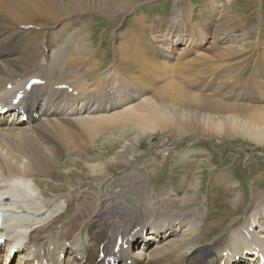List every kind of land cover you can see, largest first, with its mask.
Segmentation results:
<instances>
[{"label": "bare ground", "instance_id": "bare-ground-1", "mask_svg": "<svg viewBox=\"0 0 264 264\" xmlns=\"http://www.w3.org/2000/svg\"><path fill=\"white\" fill-rule=\"evenodd\" d=\"M140 3L0 0V107L10 109V116H0V210L11 216L0 231L4 263L10 261L12 251L17 252L16 264H260L264 258V194L255 191L253 180L250 205L242 214L236 211L246 197L228 170L213 173L211 188L230 192L223 197L230 210L213 223L208 220L209 206L205 211L196 207L200 199L209 197L199 191L200 178L212 167L208 153L180 152L181 162L205 160L197 165V172L183 162L176 183L164 184L160 191L152 183L154 175L147 172V160H133L136 152L131 143L105 161L102 154H90L99 139L116 137L117 128L124 135L130 130L132 142L139 143L184 119L219 139L239 134L264 145V105H250L261 101L252 88L238 94L243 103H224L214 97L224 98L239 87L232 91L223 87L216 94L206 70L188 76L195 82L190 86L170 76L158 94L151 95V78L133 68L129 59L163 68L172 61H185L211 38L181 33L167 43L184 26L178 20L161 34V29L137 32L143 18L136 17L130 31L116 34L122 37L124 51L114 47L110 65L98 71L105 51L92 47L90 30L83 22L91 14L113 19ZM215 12L214 7L202 12L207 29ZM225 27L218 25V32ZM134 40L138 51L129 56L130 48L135 50ZM179 44L187 46L177 54L174 47ZM221 48L212 45L208 48L212 55L197 54L192 63L227 60L239 52H215ZM236 108L241 114L251 112L253 116L246 119L255 121L254 126L231 120L234 117L227 112ZM73 153L80 163L71 157ZM62 157L69 159L67 182L55 186L50 182ZM117 165L126 168L112 174L110 169ZM88 178L93 184L86 182ZM16 217L31 223H18ZM254 253L260 256L254 258Z\"/></svg>", "mask_w": 264, "mask_h": 264}, {"label": "rangeland", "instance_id": "rangeland-1", "mask_svg": "<svg viewBox=\"0 0 264 264\" xmlns=\"http://www.w3.org/2000/svg\"><path fill=\"white\" fill-rule=\"evenodd\" d=\"M136 1L142 3L131 9V11L119 13L113 19H107L95 14H91L89 15L90 20L83 22V25L86 26L88 30H90L91 37L89 40L92 43V47H97L101 52L102 50L105 51V56L101 60L102 65L98 69V71L101 69L99 72H102L110 65L111 60L113 59L114 47L118 46L117 49L119 51H124L122 37L118 38L116 37V34L117 32L119 33L121 31H130V29L133 28V20L136 17L143 18V26H141L142 29H137V32H141V30L144 32L146 30L157 31L161 29V34L165 33L166 27L169 23H173L174 20H178L177 23L183 24L184 26L183 28L177 29L174 33V36L167 39V43L172 39L174 40V38H176V34L181 33L190 35L192 32V37L194 38H196L197 34H201L202 36L207 35L211 38L209 41H206L196 52L188 55L189 57H187L185 61H182L181 63H174L172 61L163 68L157 67L153 64H147L142 61H132L129 59L128 61H130V64L133 66V68H137L139 71H146L148 76L151 78L152 96L158 94V91H160V88L165 85L168 79H170V76L174 78L179 77L178 81L183 80L184 83L187 82V86H190L195 83H191L190 79L196 75V72L199 75V73L205 74L208 71L207 73L210 75L208 78L212 79L210 83L211 87H213L214 90L216 89V94H218L223 87L226 88L227 91H232L235 86L239 87L238 90L233 94H226V96H222L224 98L216 96L214 99L228 104L241 103L242 101L239 99L238 94L243 93L244 89L249 87L258 92L259 94L257 95H259V98H261V101L255 104L250 103V105H259V103L264 105V0ZM210 7L216 8V12L214 14L215 20L212 21L207 29L206 22H204V19L202 18V12ZM176 12L178 15L176 19H173V17L176 15ZM218 25H223L227 28L225 27L218 32ZM187 30H189V33ZM176 39H179V37ZM214 44L220 45L222 47L221 49H217V51H215L222 55L230 54V51L233 49H239V52L227 60L210 58L209 60L207 59L202 61V65L200 62L194 64L192 63L194 59L198 57L196 56L197 54L203 55L204 53L205 55H212L210 54V51H208V48ZM186 46L187 45L179 44L178 46L174 47V49L178 54L180 51L185 49ZM134 48L135 50L133 52L132 47L130 48V52H127L129 56L130 54L138 51L135 40ZM189 59L192 61L188 62ZM209 72H212L213 74H210ZM181 73H183L184 78L181 77ZM188 76L191 77L188 78ZM233 77L236 79H233ZM186 89L189 92H198L193 87H186ZM225 92L226 90H223L221 93L223 94ZM134 103L136 102H133L132 104ZM227 113L234 117L231 118L233 121H237L248 126L250 124V126H254L255 121L249 123L246 119L247 116H253L249 111H245V113L241 114V112L236 108L231 109ZM188 121L189 120L185 119L182 121H177L178 126L173 125L165 130H160L151 136L145 137L139 143L132 142L133 140L131 137L134 135V133L130 132V130H127L124 135V130L117 128L115 134L116 137L114 136L107 138L106 140L99 139L96 145L93 146L94 150L91 151L90 154H102L106 157L103 158L105 161L107 160V157L109 158L115 155L123 145L126 146L128 142L129 144L131 143V147L133 148L132 150L136 152L133 156V160H147L149 164V166H147V172L151 176L154 175V180L152 183L155 185V190L160 191L164 184L168 187L176 183V181L179 179V174L183 172V162L188 165L187 169H191L193 167L191 170L197 172V165H199L201 161L205 160V157H202L196 159L193 158L192 160L186 159L181 162L179 161L180 152H185L187 150L193 152L195 149V151L199 153H208L209 158L207 159L211 158L212 162L210 166L212 167L210 169H206L208 171H205L202 178H200L201 187L199 191L204 192L205 195H209V197L205 196L204 199H200L201 201H199L200 203L198 202L196 207L201 208V211H205L209 206L210 216L208 217V220L213 223L218 220L219 216L226 214L230 210V203L225 201L226 196H229L230 192H226V190H223L219 187L211 188V178L213 173H219L221 171L228 170L231 174L232 181H235L239 184L240 188L238 190L240 191V194L246 197V202L243 205H240L236 211L237 214H242L244 209L250 205L248 202H250L253 190L251 180L255 182V191L259 192L260 194H264V145L254 143L250 138H245L239 134L230 135L219 139L218 137L220 136L210 132V130L208 131L203 127L195 126L194 122L191 120L190 122ZM225 121L227 120H219V123H226ZM180 128H183L186 131H184L183 134L178 135L177 131L181 130ZM232 132L235 133V131ZM197 133L201 134L202 136L199 134L197 135ZM106 146L109 147L106 148ZM71 157L76 159L79 163L81 162V159L77 153L71 154ZM68 163L69 159L66 157H62L57 160L54 167L57 178L55 177L50 182L52 185L55 184V186H57L61 183H64L63 185L66 184L67 180L64 178V176L67 175L69 170ZM180 165H182V167ZM112 167L113 168L110 169L112 174H118L126 168V166L124 168L118 165ZM85 180L86 182L89 180L87 182L88 184H93L90 178ZM192 192L193 191L189 190V194H192ZM206 197L210 200L209 203L205 201ZM232 198L233 197H231V199ZM16 219L18 223L21 221H23L25 224L31 223V221L20 220V217H16ZM17 259V256H15L13 258L12 264H16Z\"/></svg>", "mask_w": 264, "mask_h": 264}]
</instances>
